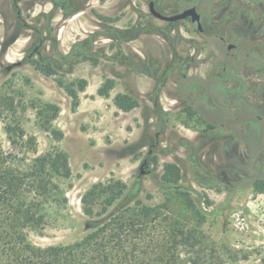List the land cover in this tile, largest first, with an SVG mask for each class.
I'll return each mask as SVG.
<instances>
[{
	"label": "rangeland",
	"instance_id": "obj_1",
	"mask_svg": "<svg viewBox=\"0 0 264 264\" xmlns=\"http://www.w3.org/2000/svg\"><path fill=\"white\" fill-rule=\"evenodd\" d=\"M24 1H27L26 7L22 5ZM32 1L23 0L19 8L29 21L38 12L49 9V4L42 8L31 4ZM91 2L96 5L94 11L99 16L114 17V5L118 0ZM94 15H90L88 21L76 15L66 22L57 14L54 23H59L57 39L62 51L94 31ZM3 18H13L9 7ZM4 19L2 29L0 17V44L11 36ZM119 20L117 26H126L128 9ZM27 39L24 36L12 41L0 55V153L3 161L15 159L13 167L25 173L30 172L34 160L39 158L37 167H44V172L51 176V179L44 177L51 190L43 207L45 225L39 231H27L29 245L37 249L71 246L88 235L109 239L113 233H119L120 225L132 222L133 226L124 227V232L140 250L155 248L159 242L163 247H175L172 239L175 237L178 241L180 232L195 231L193 244L177 246L174 251L185 264H189L188 260L197 264H264V194L249 187L241 188L232 194L221 215L199 213L197 193L203 194L213 205H219L228 198L229 190L220 180L221 174L213 177L200 173L194 167L193 157L187 158L185 148L176 146L186 144L184 139H193L204 126L171 110L166 88L161 95L163 112L168 114L164 115L162 153L156 152L153 157V174L138 181L139 156L147 150H142L138 157H131L120 149L136 139L140 131V110L121 112L113 103L116 96L126 93L121 88L123 81L117 78L123 68L99 58L96 66L86 62L78 65L72 74L50 78H45L31 64L6 70L22 60ZM98 45L103 47L104 54L112 56L114 53V45L109 47L111 43L98 42ZM144 48V45L122 43L125 54ZM199 72L204 76L205 66L200 67ZM133 79L134 84L129 79L123 84H133L140 91H150L154 87V78L143 73ZM81 81L88 84L84 94L78 91ZM106 81L112 82L108 96L95 98V90ZM59 83L71 86L77 93L76 108ZM167 86L173 88L169 83ZM49 105L58 111L54 112ZM165 140H169L168 144ZM83 147L106 153L103 157L82 156ZM115 150L123 157H116ZM55 153L66 157L68 178L53 176V170L45 165L48 155ZM123 201H127L128 206L112 215ZM203 208L208 209L205 205ZM102 219L107 220L95 230L82 232L84 224ZM110 247L114 246L109 244L108 249Z\"/></svg>",
	"mask_w": 264,
	"mask_h": 264
},
{
	"label": "flooded vegetation",
	"instance_id": "obj_2",
	"mask_svg": "<svg viewBox=\"0 0 264 264\" xmlns=\"http://www.w3.org/2000/svg\"><path fill=\"white\" fill-rule=\"evenodd\" d=\"M21 2L0 0L2 29L6 7L12 15L23 17ZM34 3L42 8L49 4L45 13L59 14L66 22L76 15L88 21L95 14L94 31L86 36L96 32L97 42L114 45L111 61L123 68L117 76L123 81L121 88L135 103L132 110H140L136 139L120 149L131 157L147 150L139 156L138 181L153 174V157L156 152L162 153L164 115H168L163 112L161 100L165 88L171 110L204 126L193 139H184L186 144L176 145L185 148L187 158H201L194 165L200 173L213 177L221 174L220 180L231 192L250 188V171L257 168L264 172V0H118L113 18L99 16L91 0H34L31 4ZM22 5L26 7L27 1ZM126 9L129 22L119 27L117 23ZM190 9L194 15L178 18ZM54 21L58 30L59 23ZM122 43L145 48L125 54ZM0 49L3 55V42ZM107 57L102 53L103 62L110 61ZM202 66L204 76L199 72ZM142 73L154 78L150 91L133 86L134 76ZM126 79L133 80V84H123ZM217 116L224 122L223 138L205 133L206 120L213 123ZM165 141L168 144L169 140ZM120 151H114L116 157H123ZM104 153L85 147L81 151L82 156L88 157H103ZM222 156L223 165L215 158Z\"/></svg>",
	"mask_w": 264,
	"mask_h": 264
},
{
	"label": "trees",
	"instance_id": "obj_3",
	"mask_svg": "<svg viewBox=\"0 0 264 264\" xmlns=\"http://www.w3.org/2000/svg\"><path fill=\"white\" fill-rule=\"evenodd\" d=\"M67 15L64 14V16ZM55 16L52 11L41 12L34 15L29 21L13 14L10 23L7 20V31H10L11 36L3 43V51L12 41L24 36L28 38L22 60L8 67L12 69L13 67L31 64L45 78H50L56 75L72 74L75 66L83 61H88L93 66L97 65L98 59L103 53V47L99 46L97 42L98 34L93 32L83 39L73 42L68 50L62 51L57 39V27L52 24ZM109 47H113L112 44ZM107 58L110 61L113 60V56ZM59 86L74 101L73 107L76 108L77 93L71 86L66 87L62 83H59ZM85 86L84 81L79 82L78 91L82 92ZM111 88L112 82L106 81L97 90V95L107 97ZM113 103L119 111L125 113L135 107V103L131 102L126 95L116 96ZM48 107L52 108L54 112L58 111L56 107L50 105ZM208 132L223 138L225 127L222 118L219 119L217 116L213 123L206 120L205 133ZM57 136L60 137L61 133H58ZM221 143L224 144L223 141ZM215 158L223 165V156ZM252 159L254 160V158ZM14 160L3 161V155L0 153V264H185L186 261H183L174 251L177 246L193 244L195 231L180 232L177 235L178 241H175V237L172 239L175 247H163V244L159 242L155 244V248L145 247L140 250L131 242L127 232H124V227L133 226L132 222L126 226L120 225L119 233H113L109 239L98 237V235H88L71 246L58 245L45 249L33 248L27 243V231H39L45 225L43 207L48 202L51 190L47 187L50 186L49 181L44 177L49 178L50 175L44 172V167H37L38 162H40L39 158L34 160L29 173L13 167ZM208 160L212 159L208 158ZM198 161L193 157L194 164H197ZM44 163L53 170V176L69 177L70 171L64 155L59 153H55L53 156L48 155ZM249 175L251 177L250 188L258 194H264V172L255 168L250 171ZM165 186L169 188V185ZM51 187L55 188L56 186L52 185ZM238 189L229 192L228 198L219 205H213L203 194L197 193L199 213L209 216L221 215L222 208L226 207L232 194ZM204 205L208 209H204ZM127 206V201L121 202L113 210L114 214L112 215ZM106 220L103 221L102 219L88 223V225L93 227L92 230H95ZM109 244L114 247L108 249ZM130 244L131 247H128ZM187 263L197 264V262L190 260Z\"/></svg>",
	"mask_w": 264,
	"mask_h": 264
},
{
	"label": "water",
	"instance_id": "obj_4",
	"mask_svg": "<svg viewBox=\"0 0 264 264\" xmlns=\"http://www.w3.org/2000/svg\"><path fill=\"white\" fill-rule=\"evenodd\" d=\"M187 15H194V10L190 9V10L186 11L185 13H183L182 15L178 16V18H183V17H185ZM7 70L10 71L11 67H8ZM92 229H93V227H90L89 225L84 224V229H83L82 232L85 233V232H88V231H90Z\"/></svg>",
	"mask_w": 264,
	"mask_h": 264
},
{
	"label": "crops",
	"instance_id": "obj_5",
	"mask_svg": "<svg viewBox=\"0 0 264 264\" xmlns=\"http://www.w3.org/2000/svg\"><path fill=\"white\" fill-rule=\"evenodd\" d=\"M86 62H88V61L78 63V64L75 66V68H76L78 65H80V64H84V63H86ZM75 68H74V70H75ZM73 73H74V72H73ZM87 86H88V84H87ZM87 86L84 88V90H83L80 94H82V93L84 94V92H85ZM97 90H98V87H97V89L95 90V91H96V97H95V98H100V97L97 95ZM79 98H80V97H79ZM89 98L92 99L91 96H90ZM79 100H80V99H79Z\"/></svg>",
	"mask_w": 264,
	"mask_h": 264
}]
</instances>
